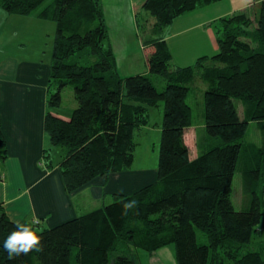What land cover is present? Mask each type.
I'll return each instance as SVG.
<instances>
[{
  "label": "trees",
  "instance_id": "16d2710c",
  "mask_svg": "<svg viewBox=\"0 0 264 264\" xmlns=\"http://www.w3.org/2000/svg\"><path fill=\"white\" fill-rule=\"evenodd\" d=\"M215 1L144 0L136 22L149 72L123 77L103 0H0L10 14L57 22L45 119L52 145L44 158L53 167L52 149L63 148L59 166L68 192L130 168L136 130L150 123L151 106L165 105L157 178L132 194L52 227L12 219L0 199V242L20 222L44 245L41 253L12 259L0 248L3 264H141L140 253L172 244L178 264H264V242L253 239L264 217V0L255 16L247 7L218 19V52L194 64L177 65L167 40L178 16ZM69 85L78 104L65 117L62 92ZM193 87L203 90L195 157L186 141L195 125ZM251 121L261 128L260 142L247 140ZM7 156L0 111V163ZM237 171L245 194L240 208L233 201Z\"/></svg>",
  "mask_w": 264,
  "mask_h": 264
},
{
  "label": "crops",
  "instance_id": "0c3cea01",
  "mask_svg": "<svg viewBox=\"0 0 264 264\" xmlns=\"http://www.w3.org/2000/svg\"><path fill=\"white\" fill-rule=\"evenodd\" d=\"M141 2L144 0H103L118 70L123 77L149 72L136 22ZM251 5V0H218L178 16L167 35L175 63L187 66L202 56L215 55L219 50L215 22ZM50 63L51 59L45 63L20 55H0V111L8 151L7 158L0 163V199L12 219L40 221L45 227L110 202L114 195L132 194L156 180L158 172L131 168L98 176L73 192L66 190L59 166L62 156L54 157L55 147L52 149L53 167L44 158L45 150L52 145L45 129ZM167 247L153 254L140 253V263L167 264L168 260H156L158 253H166Z\"/></svg>",
  "mask_w": 264,
  "mask_h": 264
},
{
  "label": "rangeland",
  "instance_id": "374dc122",
  "mask_svg": "<svg viewBox=\"0 0 264 264\" xmlns=\"http://www.w3.org/2000/svg\"><path fill=\"white\" fill-rule=\"evenodd\" d=\"M53 1L54 0H47V3H52ZM235 1L240 2L241 0H234V2ZM251 1L252 5L248 7L250 10L249 12L252 16H255L259 6L257 3L258 0ZM137 7L140 11H144L142 2L139 3ZM35 14L36 13L32 15L10 14L0 3V55H20L33 59H41L45 63H48L49 59H52L57 22L40 18ZM153 81L159 89L164 88L165 79L162 76L155 75ZM202 93L203 90L201 88L193 87L188 96V101L193 107L195 122V125L188 128L186 132V140L190 147L192 157L198 155L199 138L201 136L200 131L204 128ZM62 94L64 110H66L64 112L70 114V111L78 104L73 87L70 85L67 86ZM238 104L243 112L245 107H243L242 102L239 101ZM164 112L165 105L163 101H161L158 106H151L149 108L150 123L136 130L135 139L137 146L135 149V161L128 170L137 168L139 170L147 169L149 171H156V169H158ZM261 139V128L256 121H251L248 128L247 140L260 142ZM63 153V148L61 146H55L54 157L60 158ZM244 197L242 175L240 171H237L233 180V201L238 208L243 205ZM253 239L255 241L264 242V217L258 225V230ZM168 247L165 251L166 253H163V255L158 253L157 256L159 257H156V260L161 262L168 260L169 262L167 264H173L171 261L177 262L176 246L172 244ZM172 248H174V254L172 253Z\"/></svg>",
  "mask_w": 264,
  "mask_h": 264
},
{
  "label": "clouds",
  "instance_id": "9594fccd",
  "mask_svg": "<svg viewBox=\"0 0 264 264\" xmlns=\"http://www.w3.org/2000/svg\"><path fill=\"white\" fill-rule=\"evenodd\" d=\"M43 236L30 224L16 223L14 230L0 242V248L7 252L8 259L30 252L41 253L44 250ZM3 264V261H0Z\"/></svg>",
  "mask_w": 264,
  "mask_h": 264
}]
</instances>
